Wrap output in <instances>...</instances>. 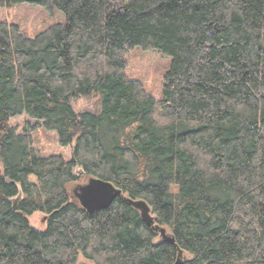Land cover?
I'll list each match as a JSON object with an SVG mask.
<instances>
[{"label":"trees","instance_id":"trees-1","mask_svg":"<svg viewBox=\"0 0 264 264\" xmlns=\"http://www.w3.org/2000/svg\"><path fill=\"white\" fill-rule=\"evenodd\" d=\"M23 3L66 23L0 21V264H264V0H0ZM134 48L172 58L162 98L127 75ZM39 128L73 158L38 155ZM93 177L123 194L89 213L73 186Z\"/></svg>","mask_w":264,"mask_h":264},{"label":"rangeland","instance_id":"rangeland-1","mask_svg":"<svg viewBox=\"0 0 264 264\" xmlns=\"http://www.w3.org/2000/svg\"><path fill=\"white\" fill-rule=\"evenodd\" d=\"M0 21L16 24L27 37H35L51 25L65 24L66 16L54 7L53 13H49L44 7L28 3L17 4L11 7L0 6ZM172 62L171 57H163L157 51H145L141 48L132 49L127 55V75L130 78L141 81L146 89L156 98H162V85L165 72ZM72 106L77 112H98L101 109L100 97L93 95L72 99ZM30 117L23 113L12 117L10 125L22 132ZM264 133V127H263ZM33 147L40 156L61 155L66 160L73 158V146H62L58 140L56 131H48L39 128L34 133ZM78 171V168H76ZM79 173V172H78ZM84 185V184H81ZM80 186L75 184L73 188ZM75 189V191H76ZM47 219L42 212H36L30 217L31 225L37 230H45ZM80 262L88 264L84 258Z\"/></svg>","mask_w":264,"mask_h":264},{"label":"water","instance_id":"water-1","mask_svg":"<svg viewBox=\"0 0 264 264\" xmlns=\"http://www.w3.org/2000/svg\"><path fill=\"white\" fill-rule=\"evenodd\" d=\"M80 174L83 173L81 169L75 170ZM76 194L82 206L89 212L93 213L101 209L108 208L112 202L118 197L122 196V190L117 188L113 183L103 180L101 178L93 177L88 183L80 185L76 189ZM129 202L138 208L141 212L143 220L154 230L160 232L161 237L165 241L175 242L174 237L165 227L157 224L155 218L151 214V208L145 200L129 199ZM184 259L183 253L180 252L178 260L175 264H182Z\"/></svg>","mask_w":264,"mask_h":264},{"label":"bare ground","instance_id":"bare-ground-1","mask_svg":"<svg viewBox=\"0 0 264 264\" xmlns=\"http://www.w3.org/2000/svg\"><path fill=\"white\" fill-rule=\"evenodd\" d=\"M83 174V173H82Z\"/></svg>","mask_w":264,"mask_h":264}]
</instances>
